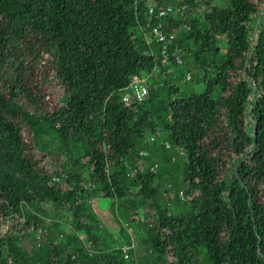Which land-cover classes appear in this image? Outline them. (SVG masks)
<instances>
[{
    "label": "trees",
    "instance_id": "trees-1",
    "mask_svg": "<svg viewBox=\"0 0 264 264\" xmlns=\"http://www.w3.org/2000/svg\"><path fill=\"white\" fill-rule=\"evenodd\" d=\"M151 1L0 0V264H130L125 224L148 199L151 264H203V249L210 264H264V0H154L172 6L151 19L177 33L168 60L149 36ZM148 73L147 98L125 101ZM100 195L117 200L119 245L102 240Z\"/></svg>",
    "mask_w": 264,
    "mask_h": 264
},
{
    "label": "rangeland",
    "instance_id": "rangeland-1",
    "mask_svg": "<svg viewBox=\"0 0 264 264\" xmlns=\"http://www.w3.org/2000/svg\"><path fill=\"white\" fill-rule=\"evenodd\" d=\"M224 0H215V3L221 4ZM180 0H168L167 3L172 4L176 3L178 4ZM260 20V16H256L254 18V21L252 22V33H253V41L255 40V34L257 29V24ZM184 60H186L189 63L190 71L187 72L193 74V80L188 84L191 87H194L196 91L203 92L206 88V85L202 79V71L199 67L196 66V63L193 60V57L187 56L186 53L183 55ZM185 81L184 79L181 80L180 84H183ZM54 92L56 93L57 97H60L61 95V89L57 86L53 87ZM219 92V88L216 89L215 95L217 96ZM166 133L164 130L161 131V135L164 136ZM161 136V137H162ZM151 136H149V140ZM50 145L53 149L56 147V143L51 141ZM148 151V150H147ZM185 156H182L180 159V164L185 167ZM139 165H144L147 168L148 163L144 162V159L138 160ZM147 164V165H146ZM181 176L182 179L184 177V171L181 168ZM184 185V184H183ZM182 185V189H186V186ZM162 190L164 192V197L171 201L173 205H175L176 202V192L171 188V185L163 184ZM185 196V195H184ZM152 201L153 199L146 200L141 207L140 210V222L138 223H131V224H125L127 226V230L130 233L132 240H133V248L134 251V257L133 260L130 261V264H151V258H149L148 253L150 252L151 248V242H149V234L151 231V223L153 222L154 216H155V210L152 207ZM112 202L116 203V199L107 198L103 195H100L93 199V209L97 213L98 217L100 218L99 227L100 232L103 237V241L107 244L112 245H119L121 244V241L124 239V234L121 231V224L119 220L116 218L114 212H113V204ZM129 212L134 213L136 211V208L133 206H129ZM68 213V212H67ZM69 214V213H68ZM68 223L65 224L64 229L68 228ZM82 233V232H81ZM84 236V234L82 233ZM100 242H103V241ZM125 245V244H124ZM123 245V246H124ZM122 246V247H123ZM202 262L203 264H210V261L208 257L206 256L205 249L202 251ZM160 264H169V261H162Z\"/></svg>",
    "mask_w": 264,
    "mask_h": 264
},
{
    "label": "built area",
    "instance_id": "built-area-1",
    "mask_svg": "<svg viewBox=\"0 0 264 264\" xmlns=\"http://www.w3.org/2000/svg\"><path fill=\"white\" fill-rule=\"evenodd\" d=\"M185 8V6L183 7ZM169 10H172V6L168 5L166 7H161V8H157L155 5V1L152 0L151 4H150V9L149 12L151 14V18H150V22H149V26L151 27V32H150V39L153 38L154 40H156L157 42L161 43L162 47H161V55L165 58V60H168L170 57V53H171V48L174 46V42L177 38V33L175 31H168L165 28L164 22H157L154 23L151 22V19L154 16L157 17H163L165 16ZM167 25V22H166ZM190 26L186 25L185 29H189ZM175 51L173 52L174 54V59L173 61H175L174 64H180L184 62V58L183 55L181 53V49L180 47L176 46L175 47ZM156 71H161V67L159 65H157L155 67ZM173 70V69H172ZM151 73H148L146 75L143 76H136L134 77L133 81L131 82V84L127 87H125L123 89V99L125 101H142L144 99L147 98L148 94H149V85H148V81L151 79ZM191 77V74L188 73V78ZM161 136V131L159 132V134L157 136L152 135L150 137V139L152 141L156 140L158 137ZM165 145L167 148H172L174 147L169 141H164ZM175 150L179 153V154H184L185 153V149L183 146H176L174 147ZM148 151H141L142 155H148ZM177 159V156L174 155L172 156V160L175 161ZM158 163H155L152 167H151V171L153 172H157L158 170ZM139 168L136 167L134 170L137 171ZM140 169L142 170H146V167L144 165H140ZM129 173H132V170L129 171ZM179 195L184 198L185 195V190L181 189L179 191ZM134 244L133 242L131 244H125L123 246V251L125 252L126 257L129 256V249L133 248ZM7 264H15V261L13 259L12 256H8V261Z\"/></svg>",
    "mask_w": 264,
    "mask_h": 264
},
{
    "label": "water",
    "instance_id": "water-1",
    "mask_svg": "<svg viewBox=\"0 0 264 264\" xmlns=\"http://www.w3.org/2000/svg\"><path fill=\"white\" fill-rule=\"evenodd\" d=\"M256 132H257V128L255 129V132H254V136L256 135ZM250 152V150L248 151V153Z\"/></svg>",
    "mask_w": 264,
    "mask_h": 264
}]
</instances>
